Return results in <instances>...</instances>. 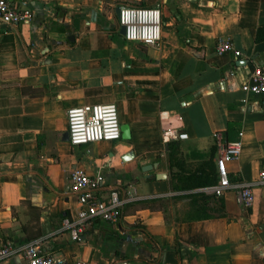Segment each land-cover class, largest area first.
<instances>
[{
	"label": "crops",
	"instance_id": "0c3cea01",
	"mask_svg": "<svg viewBox=\"0 0 264 264\" xmlns=\"http://www.w3.org/2000/svg\"><path fill=\"white\" fill-rule=\"evenodd\" d=\"M7 1L31 18L0 23V243L19 249L0 264H25L34 238L90 264H264V95L240 88L264 66V0ZM127 4L159 7V47L122 38L115 8ZM217 38L240 55L215 53ZM104 103L127 139H61L68 107ZM168 129L184 137L165 141ZM236 140L225 167L230 182L252 183L247 208L233 187H187L188 173L216 175V151ZM75 168L101 176L100 198L116 188L123 200L116 223L92 221L77 241L64 227Z\"/></svg>",
	"mask_w": 264,
	"mask_h": 264
},
{
	"label": "built area",
	"instance_id": "2783aa9c",
	"mask_svg": "<svg viewBox=\"0 0 264 264\" xmlns=\"http://www.w3.org/2000/svg\"><path fill=\"white\" fill-rule=\"evenodd\" d=\"M31 12L26 8L0 0V23L5 27L27 22ZM118 25L124 27L122 38L126 41L141 43L149 47H159L161 40V13L156 5L135 6L121 5L117 15ZM217 54L231 52L234 57L240 55L233 49L227 38H217L214 44ZM241 90L255 95H264V66L253 69L250 81L241 85ZM67 141L70 145L87 144L97 141H114L120 138L119 122L113 103L84 104L68 107L65 111ZM165 141L177 139V131L168 129L162 132ZM213 136H215L213 134ZM239 140L226 142L215 153L214 164L216 181L213 184L199 187L197 190L204 194L220 196L231 187L235 189V201L243 208L250 206L253 200L252 183L242 180L230 182L225 163L234 160L240 153ZM108 165V163H106ZM70 189L76 193L78 207L72 221H64L69 237L73 241L92 221L100 220L113 224L118 221L119 211L123 200L118 197L116 188L110 189L104 198L97 194L101 183L99 174L87 175L82 169L75 168L69 175ZM264 184V170L259 171L254 182ZM19 249L11 242L0 243V259L7 258ZM25 264H90L82 259L66 260L53 257L44 251L41 238H34L20 248Z\"/></svg>",
	"mask_w": 264,
	"mask_h": 264
},
{
	"label": "trees",
	"instance_id": "16d2710c",
	"mask_svg": "<svg viewBox=\"0 0 264 264\" xmlns=\"http://www.w3.org/2000/svg\"><path fill=\"white\" fill-rule=\"evenodd\" d=\"M263 38H264L263 31L260 28H257L256 39H263ZM196 174H198V173L192 172V173L187 174V175L191 176V180H189L190 183L188 184L189 186L186 185L187 187H198V186L210 185V184L215 183V181H216V175L213 174V172L205 173L202 176H200L201 174L199 172L198 176H200V178L197 180H196L197 176H195ZM173 175L171 174V176H173Z\"/></svg>",
	"mask_w": 264,
	"mask_h": 264
},
{
	"label": "water",
	"instance_id": "95a60500",
	"mask_svg": "<svg viewBox=\"0 0 264 264\" xmlns=\"http://www.w3.org/2000/svg\"><path fill=\"white\" fill-rule=\"evenodd\" d=\"M118 12H119V6H117V7L115 8V14H116V16L118 15ZM123 32H124V27H123L122 25H120V26H119V33H120V34H123ZM119 131H120V138H122V139H127V138L129 137L128 127H127L126 124H120V125H119ZM182 137H184V135L181 134L180 132H177V138L180 139V138H182ZM61 139L67 141V132H66V131H64V132L62 133V137H61ZM142 168H143V167H142ZM144 168H145V167H144ZM144 168H143V169H144ZM146 168H147V169L150 168V165L147 166ZM161 176H162V175H161ZM156 177H157V176H156ZM158 177H160V176H158Z\"/></svg>",
	"mask_w": 264,
	"mask_h": 264
}]
</instances>
